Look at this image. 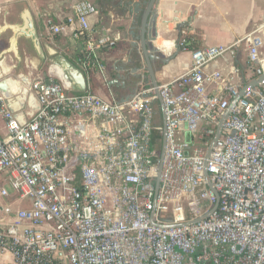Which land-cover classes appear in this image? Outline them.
Returning <instances> with one entry per match:
<instances>
[{
	"label": "built area",
	"instance_id": "built-area-1",
	"mask_svg": "<svg viewBox=\"0 0 264 264\" xmlns=\"http://www.w3.org/2000/svg\"><path fill=\"white\" fill-rule=\"evenodd\" d=\"M95 12L92 1L80 0L71 13L44 22L52 35L70 33L82 43L85 92L67 89L51 71L31 79L38 106L24 124L0 94L6 128L0 178L30 202L15 211L10 202L0 204V256L10 252L14 264H264V61L263 38L255 34L264 24L249 39V60L260 79L236 101L207 161L209 143L239 94L232 85L212 94L209 87L224 78L207 68L235 55L238 43L192 50L191 68L159 87L166 146L156 196L153 133H164L156 125V91L144 87L119 101L91 89L93 72L107 82L99 51L116 45L111 34L95 35ZM79 112L93 125L74 122ZM205 167L219 194L213 211L217 196ZM0 195L11 197L6 187Z\"/></svg>",
	"mask_w": 264,
	"mask_h": 264
},
{
	"label": "crops",
	"instance_id": "crops-1",
	"mask_svg": "<svg viewBox=\"0 0 264 264\" xmlns=\"http://www.w3.org/2000/svg\"><path fill=\"white\" fill-rule=\"evenodd\" d=\"M78 1L0 0V22L6 10L14 11L15 14L9 16V20L14 22L17 12L25 4L28 5L36 18L41 41L54 47L82 69L78 61L82 43L76 42L70 33L52 35L44 27L47 17L61 19L71 13L72 6ZM90 1L96 7V12L90 16L95 35L108 33L116 39L113 48L105 47L99 51L107 67V82H103L93 72L91 89L108 99L114 96L123 101L141 88L154 87L143 56L141 40L142 23L150 0ZM153 8L144 36L159 86L191 68L192 50L235 43H238L235 55L228 53L208 66L209 72L221 71L224 78L221 84H212L210 92L225 94L228 91L226 85L235 86L242 92L255 79L254 66L249 60V39L264 24V0H158ZM255 34L263 38L260 56L264 61V27ZM23 48L28 52L27 46ZM24 110L27 111L28 107L25 106ZM160 117L161 121L156 116V125L163 127L162 115ZM72 118L74 122H80L82 128L93 123L85 112L76 113ZM132 118L138 121L137 115L133 114ZM5 134V122L0 115V138ZM9 202L13 211L30 206L28 199H18L14 195ZM57 262L66 264L62 260ZM0 264H14L12 254L6 252L0 256Z\"/></svg>",
	"mask_w": 264,
	"mask_h": 264
},
{
	"label": "water",
	"instance_id": "water-1",
	"mask_svg": "<svg viewBox=\"0 0 264 264\" xmlns=\"http://www.w3.org/2000/svg\"><path fill=\"white\" fill-rule=\"evenodd\" d=\"M158 2V0H150L147 6L143 23H142V52L144 59L146 60L148 70L153 80V85L155 87L156 95L158 98L162 120H163V139L162 146L160 151L159 163H158V174L155 182V190L156 196L160 187V175L162 171L164 156H165V146H166V135H165V121H166V108L163 102V98L160 92V86L156 81L154 75V69L151 63V55L148 54V49L145 44V28L147 24V20L152 14L154 10L153 6ZM0 8V13H1ZM14 11L6 10L3 19L0 22V94L4 96L7 101L9 108L16 114L17 119L21 124H24L27 120L28 115H33L34 110L37 108V100L34 94L30 91L29 86L31 82V77L29 75L21 74L15 76L18 68L20 67L25 56H28V61L31 64H34L36 67H39L43 62L49 63V71H51L56 78L69 90L72 92H85L88 87L87 79L84 71L78 67L73 61L67 58L65 55L59 53L54 47L49 44H44L41 41L38 25L35 16L32 11L28 7V5H24L23 9L17 12V18L14 22L9 20V16H13ZM165 24V23H164ZM162 29V27H161ZM27 46L28 52L23 48V46ZM178 50L180 48L178 45L176 46ZM12 57L16 61L17 64H9L8 59L9 56ZM260 78H255L252 83L242 92H239L238 96L233 100L231 106L224 115L222 116L220 123L217 127V131L210 141L208 149L206 151V161L208 160L212 148L215 145L217 139L221 135V131L223 128V123L226 118L230 115L233 106L236 101L241 98L247 90L251 87L257 85ZM15 81H19V87L15 88ZM14 89V90H12ZM16 89V90H15ZM130 99V98H129ZM127 99V100H129ZM126 101V100H123ZM27 106L28 110L25 111L24 107ZM180 128H187L186 123L180 124ZM185 141L187 143H191L192 141V133L188 130H185ZM185 154H189V150L185 151ZM205 177L207 180L208 187L215 193L217 196V202L214 205L213 210L218 207L219 203V194L214 189L212 183L209 179V172L207 167H205ZM155 196V197H156ZM209 213L204 214L199 217L197 220L199 221L208 216ZM153 223L154 220H153ZM191 223V222H190ZM189 224V223H188Z\"/></svg>",
	"mask_w": 264,
	"mask_h": 264
},
{
	"label": "rangeland",
	"instance_id": "rangeland-1",
	"mask_svg": "<svg viewBox=\"0 0 264 264\" xmlns=\"http://www.w3.org/2000/svg\"><path fill=\"white\" fill-rule=\"evenodd\" d=\"M9 56V55H8ZM28 56H25L20 67L18 68V71L15 73L18 77V75H21V74H25V75H29L30 74V77L31 79H35V78H39V77H47L48 73H49V63L48 62H43L39 67H36L34 64H31L28 59ZM8 63L11 65V64H17L16 61L14 59H12V57L9 56V59H8ZM158 120L161 121V117H160V114H158ZM2 187H6L10 193H11V197L13 196L14 194V191L11 187V184L4 180V179H1L0 178V190ZM10 201V198H3L1 195H0V204L2 205H5L7 202ZM20 203H23L22 201H19ZM18 205H23V204H18ZM19 207V206H18ZM13 210V209H12Z\"/></svg>",
	"mask_w": 264,
	"mask_h": 264
},
{
	"label": "trees",
	"instance_id": "trees-1",
	"mask_svg": "<svg viewBox=\"0 0 264 264\" xmlns=\"http://www.w3.org/2000/svg\"><path fill=\"white\" fill-rule=\"evenodd\" d=\"M79 56H81V55H79ZM91 79H93V78H91ZM156 105H157V111H158V113L161 116V110H160V106H159L158 100H156ZM162 139H163V134L160 131H154V133H153V143H157L158 144L157 146H158V150H159L158 154L155 157L156 162L159 160V157H160Z\"/></svg>",
	"mask_w": 264,
	"mask_h": 264
},
{
	"label": "bare ground",
	"instance_id": "bare-ground-1",
	"mask_svg": "<svg viewBox=\"0 0 264 264\" xmlns=\"http://www.w3.org/2000/svg\"><path fill=\"white\" fill-rule=\"evenodd\" d=\"M19 86H21L20 83H19V81H15V88H16V87H19ZM12 90H14V89H12ZM15 90H16V89H15Z\"/></svg>",
	"mask_w": 264,
	"mask_h": 264
}]
</instances>
